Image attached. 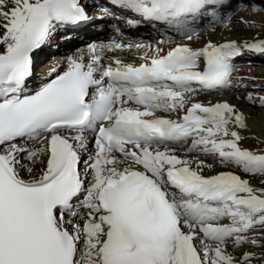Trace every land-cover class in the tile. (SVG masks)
<instances>
[{
    "label": "snow or ice",
    "instance_id": "snow-or-ice-1",
    "mask_svg": "<svg viewBox=\"0 0 264 264\" xmlns=\"http://www.w3.org/2000/svg\"><path fill=\"white\" fill-rule=\"evenodd\" d=\"M90 8L188 41L200 18L264 13L256 0H0V264H264V153L239 131L249 117L194 100L229 87L264 37L157 47L138 65L103 63L120 42L92 44L30 89L36 57ZM238 99L264 111V96ZM217 163L226 170L205 174Z\"/></svg>",
    "mask_w": 264,
    "mask_h": 264
},
{
    "label": "bare ground",
    "instance_id": "bare-ground-1",
    "mask_svg": "<svg viewBox=\"0 0 264 264\" xmlns=\"http://www.w3.org/2000/svg\"><path fill=\"white\" fill-rule=\"evenodd\" d=\"M83 2L87 4V3H90L91 0H83ZM95 2L97 4L107 5L108 0H95ZM259 3H260L259 5L262 8H264V0H260ZM95 11L92 12L94 14L93 17H97L98 14L102 13L99 10L96 11V13ZM115 11L117 12V16L121 15L119 10H115ZM243 17L245 20L255 21L257 23H259L262 19H264L263 15L262 16L258 14L251 15L250 11L248 12L246 11V13L244 12L242 14H239L237 17H234L232 19V22H229V25L227 24L228 27L226 28L225 31L220 30V29L218 31L217 30L213 31L212 29L209 28V30L201 32L199 36L195 37L191 41H183L181 38H179V36H177L175 40H169V41L165 40L163 37H161L160 30H165V29L166 30L170 29L169 31H175V30L159 22H155L154 26L153 24H149V23H141L139 26L135 27L134 29L133 27L127 25L123 19H120V20L97 19L95 24L99 22H103L104 25L109 26L112 22L115 21L120 29V31H116L114 33L115 39L122 40L123 36L125 35L133 36L134 39H136L137 36H140L144 38L145 40H148V43L149 42L157 43L158 45L157 47H160L162 49H165L166 47H169V46L178 45V44H189L191 47L199 48V47L204 46L206 42L208 41H212L213 43L219 44L227 40L243 41L247 38L253 37L254 35H259L261 37H264V28L249 29L245 25L239 23L240 19ZM75 32L77 33L79 32L78 28L77 30L76 29L71 30L70 33H68L67 31L66 33H62V34L70 35L74 39H77V35ZM57 37L58 36H56V38L52 40L50 44L47 45L44 48V50L39 53L38 55L39 57L38 58L36 57L37 59H35V64L45 59L46 55L52 52L51 48L53 44H58ZM160 41H164V42L160 43ZM70 48L68 50H64L62 54L60 53L56 54L55 52H57L56 51L57 49L53 51L54 55L39 65V66H42V65L43 66L34 73V76L31 79V81L33 83L40 81L39 77L42 74L48 73L50 68L52 67L51 66L52 64L53 66H57L58 61L63 62V58L66 56L83 55L86 61L89 59V56L83 54L78 48L77 49L76 48L70 49ZM143 52H146V53L148 52V53L153 54L154 52H156V49L153 48V44L151 43L143 47L142 46L132 47L130 49H121V50H116V51H111V52L106 51V56H105L103 63L107 64L111 62L112 60L121 59V58L125 60L123 61L125 63L130 62V61H138L140 59L139 54ZM235 62L241 63L242 65L245 64V65L240 66L241 68L239 69V71L235 75H233L232 83L228 87V89H231L230 91L226 93H222V94H217V95L198 94L194 97V100L198 102H203V103H208L209 101L211 102L229 101L231 104L236 105L238 109L242 110L249 117L247 121L248 129L239 130L241 132V135L245 137H257L259 139L264 140V111L260 112V108L258 107L259 102L257 101V105H254L252 107L246 104L244 100L235 98V96L239 94L238 91L240 89L238 88L240 87L241 88L243 87L249 88V86L262 87L264 85V81L262 80V78L264 79V71L258 72L257 70L256 72H254V70H252L253 66L255 67V69H257L256 66H259V64H264V55L246 52L244 55L239 57ZM247 74H253L255 77L249 78ZM35 87H37V84L35 85ZM251 93L254 95L256 94V91L252 90ZM163 115L167 116L168 114H163ZM178 115H182V113L171 114L170 118H177ZM93 138H94V135L93 136L89 135L90 140H92ZM247 142H248L247 138L244 139L242 141V146L245 148L251 149V146ZM91 146L92 145H90V147ZM178 154L183 155L184 150L180 149L178 151ZM221 170H226V169H224L221 165L217 163L215 164V167L212 170H206L205 174H214L215 172H219ZM252 182L253 184H255V180H253ZM244 250L245 249H241V251H244ZM252 251H255V249H252Z\"/></svg>",
    "mask_w": 264,
    "mask_h": 264
},
{
    "label": "rangeland",
    "instance_id": "rangeland-1",
    "mask_svg": "<svg viewBox=\"0 0 264 264\" xmlns=\"http://www.w3.org/2000/svg\"><path fill=\"white\" fill-rule=\"evenodd\" d=\"M259 1L260 0H256V2L258 3V4H260L259 3ZM236 2H237V0H233V7L235 6V4H236ZM91 9V8H90ZM94 9V8H93ZM92 9V10H93ZM94 11V10H93ZM96 11H98L97 9H96ZM231 11V10H230ZM246 13V11H236V12H234L232 15H231V18H230V20L226 17V12H225V16H224V13H223V19L222 20H220V21H216V20H214L213 18H207V20H205V21H203V18L201 19V21H200V25L202 26V28H200V30H202L201 32H203V31H206V30H209V28L210 29H212L213 31H215V30H223V31H225L226 30V28L228 27V25H229V22H232V19L234 18V17H237L239 14H242V13ZM248 12V11H247ZM256 14H258V15H260V16H264V13H256ZM256 14H252L251 13V15H256ZM244 18V17H243ZM206 21H207V23H206ZM228 24V25H227ZM227 25V26H226ZM71 32V30H68V33H70ZM200 32V33H201ZM199 33V34H200ZM63 35H66V34H62V33H59L57 36V40H58V44H53V46H52V48H51V50H52V52L51 53H53V51H55L56 49V51L57 52H55L56 54H58V53H60V54H62L63 52H64V50H68L70 47L72 48V49H74V48H78L77 46H78V41L76 42V40L77 39H74L72 36H71V39L70 40H62L61 39V36H63ZM199 36V35H198ZM197 37V36H196ZM195 38V37H194ZM193 38V39H194ZM192 39V40H193ZM57 40H56V42H57ZM73 40V41H72ZM57 45L59 46V47H57ZM70 48V49H71ZM79 49V48H78ZM51 53L50 54H48V55H46V58L45 59H43V60H41V61H39V63L37 62V66H36V69L38 70V69H40L42 66H39L40 64H42L44 61H46V60H48L49 59V56L51 55ZM54 55V53L52 54V56ZM51 58V57H50ZM42 62V63H41ZM240 64V65H239ZM236 65H237V68H238V70L237 71H235L234 73H233V75H235L238 71H239V69L241 68L240 66H243V65H245V64H241V63H236ZM256 68L257 69H255V67L253 66V68H252V70H254V72H256L257 70H258V72H261V71H264V64H259V66H256ZM259 68V69H258ZM250 71V70H249ZM35 73V72H34ZM247 76H249V78H252V77H255L253 74H247ZM262 80L264 81V79L262 78ZM238 89H240L239 91H238V95H236L235 96V98H238V97H244V96H246L249 92L248 91H256V94H254L255 96H261V95H263L264 96V85L262 86V87H256V86H249V88H246V87H243V88H238ZM231 89H228V87L227 88H225V89H221L219 92H213V93H211V94H206V93H200L201 95H217V94H222V93H226V92H228V91H230ZM261 92V93H260ZM246 104H248V103H246ZM249 105V104H248ZM249 106H254V105H249ZM260 112H262V110L260 109ZM247 140H248V142L247 143H249V145L251 146V150H254V151H257L258 153H264V140L263 139H259V138H257V137H248L247 138ZM255 251L256 252H258V254H259V252H260V250L259 249H255Z\"/></svg>",
    "mask_w": 264,
    "mask_h": 264
}]
</instances>
